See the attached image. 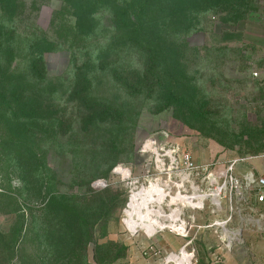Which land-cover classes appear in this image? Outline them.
Masks as SVG:
<instances>
[{
  "label": "rangeland",
  "instance_id": "374dc122",
  "mask_svg": "<svg viewBox=\"0 0 264 264\" xmlns=\"http://www.w3.org/2000/svg\"><path fill=\"white\" fill-rule=\"evenodd\" d=\"M107 1H85L78 33L65 0H0V40L12 51L0 48V76L9 67L28 79V60L43 53L46 79L13 104L27 144L0 121V264H154L178 252L185 239L134 236L123 222L130 187L115 169L140 175L147 139L182 144L198 163L264 162V0H159L167 17L148 27L167 61L153 69L149 54L118 30ZM138 203L127 213L147 212ZM262 213L254 203L253 239L249 211L236 215L246 244H254L252 260L251 252L232 253L243 261L236 264L264 260ZM195 214L197 226L216 219L209 210ZM190 239L196 264L225 259L215 257L213 231L193 229ZM151 243L162 257L143 256Z\"/></svg>",
  "mask_w": 264,
  "mask_h": 264
},
{
  "label": "built area",
  "instance_id": "2783aa9c",
  "mask_svg": "<svg viewBox=\"0 0 264 264\" xmlns=\"http://www.w3.org/2000/svg\"><path fill=\"white\" fill-rule=\"evenodd\" d=\"M254 76H258V73ZM139 151L146 158L140 175H135L132 169L123 166L115 169L116 174L130 187L127 209L134 192L148 188L151 184L157 185L162 196L158 219L164 228H160L156 236L168 232L186 241L178 252H167L153 243L142 245L143 256H147L150 251L154 257L149 259L154 260L162 257L165 251L164 259L154 260V264H165L170 255L180 256L182 251L187 250L191 264H196L193 239H190L193 229L213 231L220 237L218 247L223 251L233 252L247 246L244 223L242 220L235 223V217L241 215L244 209L249 211L250 232L254 233V203L256 206L264 205V173L258 175L250 168L243 172L254 157H234L223 163H198L184 145L161 143L152 138L145 140ZM177 210L178 214L174 215ZM207 210L216 219L197 226L195 213ZM257 230L264 241V225L258 224ZM156 236L153 238L156 239ZM171 264L177 263L173 261Z\"/></svg>",
  "mask_w": 264,
  "mask_h": 264
},
{
  "label": "trees",
  "instance_id": "16d2710c",
  "mask_svg": "<svg viewBox=\"0 0 264 264\" xmlns=\"http://www.w3.org/2000/svg\"><path fill=\"white\" fill-rule=\"evenodd\" d=\"M67 6L70 5L74 10V16L77 18L76 31L81 33L83 26L79 23L86 16L84 5L85 1L88 0H65ZM103 6L110 5L107 0H95ZM112 8L115 9L116 18L121 23L118 30L125 34V39L129 43H135L137 48L142 50L144 53L149 54L147 66L151 69L160 68V61H167L165 49L160 45L161 39L157 35H151L148 24H155L163 21L167 17L166 13L160 10L159 0H113ZM154 11V12H153ZM120 12L123 15L120 17L123 19L119 20ZM151 13L149 17H146L148 13ZM91 17V15H90ZM108 21V18L106 19ZM145 43V44H144ZM0 48L5 50L9 49L8 53L11 54V48L6 46L4 40H0ZM29 67L31 68V78H25L23 75L17 76L13 72H9L8 68H3L6 72L0 76V121L6 120L10 124L8 131L21 135L23 133V140L20 144H27L28 137L26 135L25 124L19 122L20 118L16 115L13 104L20 102V98L25 96L27 89L32 87L40 89L46 79H43L45 74V63L43 53L37 54L35 57L28 60ZM8 66V64H7ZM168 68V66L166 65ZM10 78L13 79V86L11 93L7 92V86L10 84ZM3 85V87H2ZM18 128V129H16ZM18 130V131H17ZM19 132V133H18ZM26 142V143H25ZM133 202L138 203V200L132 199ZM139 204V203H138ZM140 205V204H139ZM148 212V211H147Z\"/></svg>",
  "mask_w": 264,
  "mask_h": 264
},
{
  "label": "bare ground",
  "instance_id": "6f19581e",
  "mask_svg": "<svg viewBox=\"0 0 264 264\" xmlns=\"http://www.w3.org/2000/svg\"><path fill=\"white\" fill-rule=\"evenodd\" d=\"M129 174V172H127ZM142 201L143 202V208L148 211L151 207V209H155L156 215L154 214H148L145 212L142 208L139 206L134 207L132 212L128 214V210L130 209V204L132 202V199ZM161 194L158 190V186L155 184H151L148 188H142L138 190L137 192H134L131 201L129 204L128 209L125 211L126 218L123 220L126 228L130 231L132 235H138L140 233L144 234H154L157 235L160 228H164L163 224L159 222L160 217V210L158 209L160 207L161 203ZM202 199V198H201ZM137 202V201H136ZM135 202V203H136ZM173 202V201H172ZM176 212V211H175ZM174 215L178 214V210ZM143 223L144 226L136 224ZM151 232V233H148ZM185 253H188V251L184 250L182 251V255L178 256L176 254L170 255L166 261L165 264H171V262L175 261L177 264H191V257L189 255V259L185 257Z\"/></svg>",
  "mask_w": 264,
  "mask_h": 264
},
{
  "label": "crops",
  "instance_id": "0c3cea01",
  "mask_svg": "<svg viewBox=\"0 0 264 264\" xmlns=\"http://www.w3.org/2000/svg\"><path fill=\"white\" fill-rule=\"evenodd\" d=\"M230 33H232V32H229V34L227 35H224V37L225 38H227L228 36H230ZM223 37V38H224ZM231 38V37H230ZM234 38H237V36H235ZM196 43H200V40H198V39H196ZM264 159H262L261 161H263ZM253 162V163H252ZM249 168L251 169V170H253L256 174H258V175H261V174H263L264 173V162H261V163H259L257 166H254V159L250 162V164H249ZM258 206V205H257ZM261 210H263L264 209V205H260V206H258ZM211 219V218H210ZM261 219H263V225H264V213H262L261 214ZM251 239H253L254 238V233H251ZM239 251H247V252H251V260H252V258H253V256H252V254H253V251H254V244H252V245H247L246 247H242V248H239V249H236V250H234L233 252H227V251H223V250H221V248H219L218 247V249L215 251L217 254V256H224V260L222 261L221 260V262L219 263V264H236V262H238V263H242L243 261H238V259H237V257L235 256V258H234V254H232V253H236V252H239ZM224 252H226V253H231L230 255L228 254H226L225 253V255H224ZM185 257L187 258V259H189V254L188 253H185ZM259 257H254V259H255V261H254V264H264V260H261L260 259V261H259V259H258ZM234 259H235V261H234ZM252 262V261H251ZM251 262H249V264H251Z\"/></svg>",
  "mask_w": 264,
  "mask_h": 264
}]
</instances>
